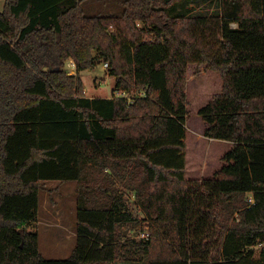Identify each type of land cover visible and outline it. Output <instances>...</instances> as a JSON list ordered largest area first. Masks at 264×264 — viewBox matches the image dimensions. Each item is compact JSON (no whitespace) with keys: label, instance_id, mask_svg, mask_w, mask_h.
I'll return each instance as SVG.
<instances>
[{"label":"trees","instance_id":"trees-1","mask_svg":"<svg viewBox=\"0 0 264 264\" xmlns=\"http://www.w3.org/2000/svg\"><path fill=\"white\" fill-rule=\"evenodd\" d=\"M4 1L0 264H264V0H207L209 13L124 0L121 15H89L83 0ZM100 61L132 101L86 95L80 72ZM191 63L222 78L199 110L205 136L233 142L206 178L185 177ZM45 180L77 182L66 258L45 257L30 228Z\"/></svg>","mask_w":264,"mask_h":264},{"label":"rangeland","instance_id":"rangeland-1","mask_svg":"<svg viewBox=\"0 0 264 264\" xmlns=\"http://www.w3.org/2000/svg\"><path fill=\"white\" fill-rule=\"evenodd\" d=\"M124 0H83V7L89 15H121ZM5 1L0 0V11ZM215 3L202 0H181L175 3L173 13L212 12ZM85 93L88 97L116 95L113 91L114 79L105 68L104 62H98L94 68L85 69L81 73ZM222 89L221 75L211 70L206 64L191 63L188 81V110L186 121V178L212 177L225 163L223 155L233 146L229 140L213 139L205 136V121L199 110ZM137 95V94H136ZM142 95V93H138ZM133 94L128 97L133 100ZM119 189L127 198L129 207L143 216L135 205L133 193L118 182ZM40 192V212L36 222L30 228L36 229L40 235V250L47 258H66L72 252L77 239V182L45 180ZM127 233V231H126ZM131 237H138L131 232ZM256 257L259 247H256ZM118 264H124L118 262Z\"/></svg>","mask_w":264,"mask_h":264},{"label":"built area","instance_id":"built-area-1","mask_svg":"<svg viewBox=\"0 0 264 264\" xmlns=\"http://www.w3.org/2000/svg\"><path fill=\"white\" fill-rule=\"evenodd\" d=\"M66 66H67V69H68L70 74H76L77 73V65H76L75 60L72 57H70L67 60ZM104 66H105V68H108V62H105ZM116 96H124V97H127L128 101H131V99L128 97V93L126 91H117ZM250 200L252 201L253 198H250ZM149 236H150V233L148 231H142V232L138 233L137 238H149Z\"/></svg>","mask_w":264,"mask_h":264},{"label":"crops","instance_id":"crops-1","mask_svg":"<svg viewBox=\"0 0 264 264\" xmlns=\"http://www.w3.org/2000/svg\"><path fill=\"white\" fill-rule=\"evenodd\" d=\"M107 15V14H105ZM82 71L80 72V75H81ZM113 79H114V82H115V77L113 76ZM98 97H112V95H104V96H98Z\"/></svg>","mask_w":264,"mask_h":264}]
</instances>
